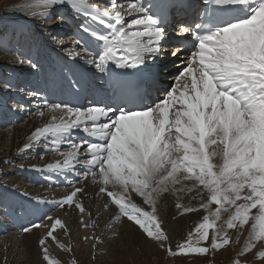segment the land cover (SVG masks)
<instances>
[{
  "label": "snow or ice",
  "instance_id": "1",
  "mask_svg": "<svg viewBox=\"0 0 264 264\" xmlns=\"http://www.w3.org/2000/svg\"><path fill=\"white\" fill-rule=\"evenodd\" d=\"M201 3L202 8L196 0H108L104 6L91 0H27L22 7L40 24L64 6L82 20L78 30L89 39H76L63 51L83 60L104 92L86 105L50 103L30 94L42 101L50 119L20 151L43 145L56 154L54 162L35 170L64 177L71 191L60 199H29L77 210L79 224L95 228L81 198L92 187L104 200L102 210H115L109 227L126 219L172 256L239 244L248 226L233 264H251L243 259L249 253L264 261V0ZM54 18L65 21L61 11ZM173 30L180 39L168 52ZM41 31L63 46L55 29ZM168 56L174 59L164 63ZM19 63L39 68L30 56ZM169 64L176 71L167 72L172 83L164 84ZM168 195L176 198L180 215L204 213L175 250L159 211ZM34 228L46 229L38 240L41 264H61L50 257L48 240L70 253L71 246L55 234L60 229L68 236L66 223L44 213L40 223L22 231ZM84 239L93 240V248L100 242L94 234Z\"/></svg>",
  "mask_w": 264,
  "mask_h": 264
},
{
  "label": "bare ground",
  "instance_id": "2",
  "mask_svg": "<svg viewBox=\"0 0 264 264\" xmlns=\"http://www.w3.org/2000/svg\"><path fill=\"white\" fill-rule=\"evenodd\" d=\"M93 1H96V2L100 1L103 5V1H101V0H91L92 3H94ZM26 3H27V0H23L18 5L16 4V8L13 7L14 9H11V10L7 9L8 10L7 13L0 15V25L3 22H7L9 24L8 27L12 26V27L17 29L18 32L15 35H18L20 33H25L29 27V26H27V17H29V15H28V10L22 6L25 5ZM52 11H53V14H55L57 11H61L62 14L65 16L66 25L67 24L70 25V23L74 22V21L76 23H77V21L80 23L82 22L81 19L74 18L72 11L67 6H64L63 9H53ZM55 24H57V23H55ZM74 26H75V24H74ZM39 28H40V26H39ZM77 31L79 33V39L81 37H83L84 40H85V38L89 39L88 37L84 36V34L82 32H79V30H77ZM27 36H29V34ZM66 40L67 41H64V43L66 45L64 44L65 46L63 45L61 47V49L73 46V42L69 41V37H67ZM16 41H17V39L15 38L13 41V44L16 43ZM25 41L22 42V44L23 43L25 45L29 44V40L26 42ZM55 51L57 53L59 51V49L56 47ZM19 57H21V55H19ZM63 57H64L63 60L68 61V62H62L60 67H58L56 69L51 68L48 70L50 72H51V70L52 71L54 70V71L50 75V79H52V81H49V78H47V81L45 82L46 85L43 86V88H48V91H49L46 99L51 98V101L54 102V100L61 99L62 97H64V94H66L65 99L64 98L62 99L64 102H70V103L75 104V105H81V100H82L83 94L85 93L84 89L86 87L83 83V79L89 78L92 75L93 70L88 65L83 67V69L79 68L78 66H75L74 65V63H75L74 59L69 58L65 52L63 54ZM53 58H54V60L59 62L58 58H55V56ZM20 60L21 59L18 58V61H20ZM81 61H83V60H81ZM45 63H46V66H48V65L51 66L55 62L51 63L48 60V61H45ZM45 63H43V64H45ZM175 71H176V69L173 68L172 72H175ZM14 73L15 72L13 71V74ZM43 76H44V78H46L47 75H45V73H44ZM40 80H41V78H40ZM74 80L80 81L78 87L72 86V82ZM168 81H170V80H168ZM171 83H172V81L169 84H171ZM28 84L30 85V83H28ZM36 88L38 89V87H36ZM12 94H13V92H12ZM155 95L156 94L153 93V96H155ZM53 98H54V100H52ZM57 103H59V102H57ZM43 110L45 111L44 117L39 116L38 115L39 112H38V113H35L34 115H31V116L29 115L30 116L29 118L26 117L27 119L26 120L24 119L25 120L24 125H22V124L13 125L12 127L8 128L6 131L0 130V165L5 163V162H8V163H10L9 164V166H10L11 163L13 162V160L15 159V156L17 155V153L18 154L21 153L20 149H22L24 147V145L29 142L28 137L31 135L32 131L35 128L41 127L46 122H48V120L50 119V116L48 115L46 109H43ZM19 111H21V110H19ZM15 112L16 111L13 112V116H15ZM19 125H22V127H24V128L21 129L19 127ZM39 151H38V148L34 147V149L31 152L32 153L31 158L36 157V155H38L39 153H40V156H38V158L43 160V163L44 162H47V163L54 162L56 160V158H58L56 156V154L51 153V152H46V151H44V149H42L41 152H39ZM43 152H46V153L43 155ZM29 156L30 155H28V157ZM39 159H37V160H39ZM24 160H25V158H24ZM9 161H11V162H9ZM27 161H29V160H27ZM28 163H31V162H28ZM32 163H33V161H32ZM13 164H15V163L13 162ZM16 165L18 166L17 163H16ZM25 165L27 166L28 164H25ZM20 167H21V171L25 170L28 173V175H27L28 179L26 180L28 182L32 178L30 176H32L36 172L35 169L41 168L43 166L41 164L35 163L34 167L32 166L31 168H29V167L23 168L22 166H19V168ZM11 170H14V169H11ZM37 173L41 174L42 172L38 171ZM14 180H17L15 175L12 176V179L9 180L8 183L13 184ZM19 181H21V180H19ZM32 182H34V181L32 180ZM30 186H33V185H30ZM77 186H79V185H77ZM1 187L5 189L3 196H7L10 199L9 200L10 207H8V208L6 207L7 209L5 211L2 210V212H4L3 214H5L6 216L12 215L14 213L13 212L14 209H17L18 207L21 208V207L27 205L26 203H24L25 200L21 196L22 195L21 190H19V189L13 190V188L8 187L7 185H1ZM36 188H38V187H36ZM40 188H41V186H40ZM43 189L44 188L40 189L41 192L43 191ZM30 191L34 192L35 194L38 192L37 189H35V190L30 189ZM70 191L71 190H68V189L64 190V191H63V189L61 191L58 189L56 192H58L60 194H63V193L66 194L67 192H70ZM52 192H53V190L51 191L50 194H52ZM54 192H55V190H54ZM46 193H49V192L46 191ZM93 193H94V189L92 187H88L87 188V195H85L81 198L83 199V202H84L86 209H88L91 212L92 219L96 221L97 226L95 228H86L84 230H79L80 227H82V226L79 224V215H78L77 210H74V209H68V210L57 209V208H54L52 205L50 206V209H55V211L51 215H53L55 213L59 218H61L66 223L68 229L70 230L68 236H65L61 232L60 229H59V231H57V234H59V237L65 243V245H67L69 239L73 243L75 242V244H73V246H74V251L76 252L75 254L77 256L78 263L80 261V258L83 255H89V256L94 255V257H96L97 259L95 260V262L93 264H106L107 259L116 261L119 264H145L146 260L148 259V257L150 255H152V254L156 255L158 250L160 251L161 247H159L156 242H154L150 239H147L145 237V235L139 230V228L137 226H135L131 222L127 221L126 219H122V221L119 222L118 224L113 225L112 227H109V225L111 224L113 212L115 210L113 209L112 211H103L102 205L104 203V200L98 199ZM41 196H42V194H41ZM46 196H47V194H46ZM39 197H40V195H39ZM53 197H54V195H53ZM49 198L53 200L52 197H49ZM28 202H30V201L28 200ZM137 202L139 203L138 199H137ZM182 202L187 204L190 201H189L188 197L185 196L183 198ZM32 203H34V202H32ZM35 203H36V201H35ZM175 203H176V198L172 195H168L161 201V203L159 205V211H160L161 216L164 220L163 226L167 230L168 235L170 237L169 244L171 243L172 245H177L178 241L176 240V237L179 235V231L181 232L183 225L188 227V229L192 228L193 224L194 223L198 224L201 221L202 216L204 215L203 212L188 213V214L180 215L179 210L176 209V207H175ZM191 203L196 204L197 201H191ZM30 205H31V203H30ZM20 210L22 211V208ZM20 210H18V211H20ZM42 211H43V209H41V210L38 209L37 213H34V214L37 215L38 213H41ZM32 214H33V212H32ZM5 215H3V216H5ZM14 216H17V215L14 213ZM9 217L15 222L20 220L18 218L14 219L11 216H9ZM24 217H25V215H24ZM85 220L87 221V217H85ZM19 223L21 224V222H19ZM20 228H22V227H20ZM82 228H84V227H82ZM89 229H91V230H89ZM45 230L46 229L43 230L41 228H39V229L34 228V229H32L31 232H27V233L22 232V231H20L19 233H17V232L11 233L10 230H9L10 233H7L6 231H4L7 234H5L4 237H2V239L0 240V259L5 258V261L9 262V259H6V257L10 258V256L12 254L14 256H19V255L21 256V254L27 250V246H30L31 248L33 247L34 242L38 241V239L40 238V233L44 234ZM1 231L3 232L2 229H0V232ZM83 232H85V233H83ZM89 232L93 233L95 236L99 237V239H100V242L96 243L95 248L92 247V245L94 243L93 240H92V244L86 243V242H88V240H85V242H81L82 241L81 237L82 236L88 237ZM231 234L233 236V240H235V232L233 231ZM247 234H248V226H245L244 235L241 236L240 243L239 244H233V245H238V247H235L236 252H239V249L241 248V245H243L244 239L247 236ZM1 242H2V244H1ZM58 251H60L62 253V257L67 256V254L62 249H60ZM32 252L34 255H36L34 250H32ZM37 255H38V252H37ZM19 262L21 263V260ZM156 264H158V261H156Z\"/></svg>",
  "mask_w": 264,
  "mask_h": 264
},
{
  "label": "rangeland",
  "instance_id": "3",
  "mask_svg": "<svg viewBox=\"0 0 264 264\" xmlns=\"http://www.w3.org/2000/svg\"><path fill=\"white\" fill-rule=\"evenodd\" d=\"M22 1L23 0H0V15L7 13L8 10L16 8V4L18 5ZM93 2H94V4L98 3L97 6H104V5H102V3L100 1L99 2L93 1ZM54 17H55V14H53V19L47 24H40L37 20H34V19L32 20L30 17H27V26H29L28 30L25 33H20L18 35H15L18 32L17 29L12 27V26L8 27L9 24L7 22H3L0 25V130L1 131H6L8 128L12 127L13 125H18V124L24 125L25 120L27 118H29L31 115H34L35 113H38L39 111L43 110L41 108L42 101L39 99L33 98L30 94L32 92L38 93V89L36 88V87H38V85L36 84V82H39L43 79L44 73L47 76L49 75V73H47L46 70H49L52 67H50L49 65L46 66L45 61L49 60V62H51V63L52 62L56 63L57 61L54 60L53 57L55 56V58L63 59L62 57H63L64 51H63V49H61L62 46L59 48L57 46V42L52 40L50 37H48L45 33H43V31L41 32V29L42 28H48V29H53V28L55 29L56 28L55 29L56 34H58L59 38L63 39V41H67L66 40L67 37H69L70 42H74V40L78 39L74 36V34L78 35L79 33L75 32L73 34V32L76 29H78L80 22L77 21V23H76L74 21V22H71L70 25L69 24L66 25L65 21H63V22L57 21ZM55 23H57V24H55ZM74 24L77 27L76 29H75ZM39 26H40V28H39ZM28 34H29V36H27ZM15 38L17 39V41H16V43H14L15 44L14 45L13 41ZM24 39L26 41L29 40V44H26V45L24 43L22 44V42L25 41ZM56 47L59 49V51L57 53L55 51ZM19 55H21V57H19ZM29 56L32 58V60L34 62H37L39 64L38 70L31 69L27 65V63H24V64L19 63L18 58H20L21 60L22 59L26 60ZM76 62H80V64H82L81 60H79V59H77ZM43 63H45V64H43ZM13 71L15 72L14 74H13ZM40 78H41V80H40ZM28 81L30 82V85L32 88L26 87ZM45 82L43 83V86L46 85ZM5 83L10 84L11 87L5 88ZM12 92H13V94H12ZM40 95L43 96V94H40ZM62 99H63V97L61 99H57V100H54V98H53L52 100H54V102L51 101V98H48L47 100L50 103H57V102H62L63 101ZM19 110H21V111H19ZM14 111H16L15 116H13ZM22 125H19V127L21 129L24 128V127H22ZM35 148H38V151L40 150L39 152H41V150L43 149V145H40V146L37 145V146H35ZM33 149L34 148L29 149L28 151L25 150V152L23 151V152L19 153L20 155L17 153L18 156L16 155L15 159L13 160V162L15 164H13V162H12L11 165L9 166L10 163L5 162V163L0 165V198H1L0 199V219H1L0 220V229L3 230V232L2 231L0 232V240L2 239V237H4L5 234L10 233V231H11V233L12 232L19 233L20 231H22V229L24 227H26V226L31 227L32 223H40L41 218H42L44 213H47V215H51L55 211V209H50L51 204H49V205H44V204L37 205L35 203L34 199L30 200L28 197H39V195H40L39 198H42V199L52 200L49 197H52L53 199H60L65 193L60 194V193L56 192L58 189L60 191L62 189H63V191L67 190V189L71 190L69 185L66 182H64L65 181L64 177H60L59 179H57V177L55 175L49 177V174H47V173L38 174L37 173L38 171H36L32 176H30V177H32L30 181H28V182L26 181L28 179L27 178L28 173L25 170L21 171V167L19 168V166H22L23 168H25V167L31 168L32 166L34 167L35 163L41 164L42 166L47 164V162L43 163V160L38 158V156H40L39 152H38L39 154L36 155V157H32L33 159L31 158V155H32L31 152ZM45 153L46 152H43V155ZM28 155H30V156L28 157ZM24 158H25V160H24ZM37 159H39L40 161ZM27 160H29V161H27ZM32 161H33V163H32ZM9 162H11V161H9ZM28 162H31V163H28ZM16 163L18 164V166L16 165ZM25 164H28V165L26 166ZM11 169H14V170H11ZM14 175H15L17 180H14L13 184L8 183V181L11 180L12 176H14ZM67 179L68 180H74L75 177L72 178L69 176ZM19 180H21V181H19ZM32 180L34 182H32ZM1 185H7L8 187L13 188V190L19 189L22 191V192L20 191L21 194L22 193L26 194V195H21L25 200L24 203L27 204V205L21 207L22 211L20 210L21 208L18 207L17 209H14L15 211L13 210V212L17 216H14V213L12 215H7L8 217L11 216L14 219L18 218V219H20L19 221L15 222L10 217L8 218L5 214H3L4 212H2V210L5 211L8 207H10V205H9L10 199L7 196H3L5 189L2 188ZM30 185H33V186H30ZM40 186H41V188H44L42 192L40 190L41 189ZM36 187H38L39 189ZM30 189H34V190L37 189L38 192L35 194L34 192H31ZM52 190H53L52 194L54 195V197L52 194H50ZM54 190H55V192H54ZM46 191L49 193H46ZM41 194H42V196H41ZM46 194L48 197L46 196ZM28 200L30 202H28ZM31 201L34 202L35 204L32 203ZM30 203H31V205H30ZM38 209H40V210L43 209V211L41 213H38L37 215H35L34 213H37ZM18 210H20L21 212ZM32 212H33V214H32ZM54 214L52 216L58 217L56 214L55 215ZM3 215H5V216H3ZM24 215H25V217H24ZM19 222H21V224ZM44 223L47 224L48 221H44ZM196 225L197 224L194 223L193 227L189 228V229H188V227L183 225L181 232L179 231V235L176 237V240L178 241V243L184 242L186 240L188 234L190 232H194ZM20 227H22V228H20ZM81 228L82 227H80L79 230L86 229L85 227L82 229ZM41 229L44 230L45 228H41ZM89 230H91V229H89ZM4 231H6L7 233ZM45 231H44V234H45ZM57 231H59V229L56 230L55 234L57 235L58 239L62 243H64L61 240V238L59 237V234H57ZM83 233H85V232H83ZM44 234L40 233V237H42ZM88 235H89L88 237H90L93 235V233L89 232ZM84 237H86V236L81 237V240H82L81 242H85ZM86 243L92 244V240L88 239V242H86ZM1 244H2V242H1ZM73 244H75V242L73 243L69 239L67 245L71 246L72 251L70 253L65 252L67 254V256L62 257V253L60 251H58V250H60V248L56 245V243H54L53 241H51V239H49L48 240V248H49L50 257L53 259L59 260L61 262V264H70V261H72L73 259L77 262V264H93L95 262V260L97 258L94 257V255L93 256L83 255L80 258V261L78 263L77 256L75 254L76 252L74 251ZM169 245L173 250L176 249L177 245H172L171 243ZM201 246H204L203 242L201 243ZM235 247H238V245H230L226 249H221V250L215 251V252L210 250L209 253H207V254H189V255H176V256L169 255V253L166 251V248H160V251L158 250V252L156 253L157 256L154 254L150 255L148 257V259L146 260L145 264H156V261H158V264H233V261L237 258L236 257L237 252L235 251ZM32 248L30 246H27V250L25 252H23L21 254V256L20 255L14 256L12 254L10 256V258L6 257V259H9V262H6L5 258L0 259V264H41V255H40V249L38 246V241L34 242ZM32 250H34L36 255L33 254ZM36 251L38 252V255H37ZM243 259L250 261L251 264H264V261H259V260L254 259V256L252 253L247 254L246 257H244ZM20 260H21V263L19 262ZM109 260L110 259H107L106 264H119L116 261H113V260L109 261Z\"/></svg>",
  "mask_w": 264,
  "mask_h": 264
}]
</instances>
